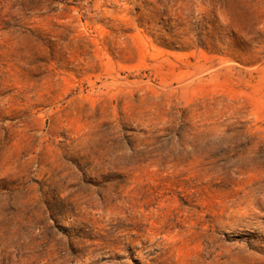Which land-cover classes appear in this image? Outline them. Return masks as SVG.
<instances>
[{"label": "rangeland", "instance_id": "1", "mask_svg": "<svg viewBox=\"0 0 264 264\" xmlns=\"http://www.w3.org/2000/svg\"><path fill=\"white\" fill-rule=\"evenodd\" d=\"M0 264H264V0H0Z\"/></svg>", "mask_w": 264, "mask_h": 264}]
</instances>
